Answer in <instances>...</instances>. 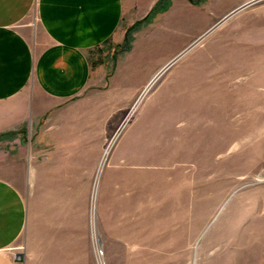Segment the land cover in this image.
Here are the masks:
<instances>
[{
  "label": "rangeland",
  "instance_id": "1",
  "mask_svg": "<svg viewBox=\"0 0 264 264\" xmlns=\"http://www.w3.org/2000/svg\"><path fill=\"white\" fill-rule=\"evenodd\" d=\"M189 1L172 5L168 21L129 26L125 42L112 44L98 61L104 71L90 92L102 103L105 124L96 130V179L80 183L79 225L99 228L98 178L118 159L130 178L136 174L143 214L151 207L147 195H158L159 213L153 220L138 217L135 227H117L126 244L107 243L104 250L93 240L95 264L97 248L102 264H264V79L252 77L264 69V21H225L162 75L134 110L154 77L213 27L226 5ZM22 136L0 135V174L10 163L5 176L24 195L32 226H55L47 183H23L17 172Z\"/></svg>",
  "mask_w": 264,
  "mask_h": 264
},
{
  "label": "crops",
  "instance_id": "2",
  "mask_svg": "<svg viewBox=\"0 0 264 264\" xmlns=\"http://www.w3.org/2000/svg\"><path fill=\"white\" fill-rule=\"evenodd\" d=\"M224 1L215 24L251 0ZM177 2L190 1L0 0V135L21 132L26 145L17 172L23 183H47L56 205L55 226H32L24 195L5 176L12 169L10 163L4 167L7 171L0 174V264H95L93 240L104 250L107 243L121 246L127 238L116 234L117 227L122 223L135 227L138 217L153 220L158 216V195H147L151 207L143 214L144 192L136 174L128 176L121 159L106 164L98 178L97 231L79 225L76 205L80 183L96 179L100 153L95 148L96 130L98 124H105L102 103L90 92L96 76L104 71L98 61L106 58L112 44L125 42V29L136 22L172 19L171 9ZM261 14L264 0L231 17L264 21L258 18ZM252 77L261 83L264 69ZM104 129H99L100 147ZM83 190L84 201L88 184ZM21 237L22 244L15 246Z\"/></svg>",
  "mask_w": 264,
  "mask_h": 264
},
{
  "label": "water",
  "instance_id": "3",
  "mask_svg": "<svg viewBox=\"0 0 264 264\" xmlns=\"http://www.w3.org/2000/svg\"><path fill=\"white\" fill-rule=\"evenodd\" d=\"M260 0H251L241 7L239 9H236L229 13L227 16H225L223 19L218 21L213 27H211L208 31H206L202 36H200L197 40H195L190 46H188L184 51H182L178 56H176L172 61H170L152 80L153 85L164 75L183 55H185L187 52H189L192 48H194L196 45H198L205 37H207L211 32H213L216 28H218L220 25H222L229 17L234 15L235 13L239 12L240 10L258 2Z\"/></svg>",
  "mask_w": 264,
  "mask_h": 264
},
{
  "label": "bare ground",
  "instance_id": "4",
  "mask_svg": "<svg viewBox=\"0 0 264 264\" xmlns=\"http://www.w3.org/2000/svg\"><path fill=\"white\" fill-rule=\"evenodd\" d=\"M152 87H153V81H151L150 85L147 87V89L144 91V93L141 95V97L137 101L134 110H136L137 107L140 105V103L144 101L143 99L146 97V94H147L149 88H152ZM111 150H112V146L108 147V149L105 151V154H104V156L101 160V163H100V170L104 167L105 162L108 160V157H109V154L111 153Z\"/></svg>",
  "mask_w": 264,
  "mask_h": 264
},
{
  "label": "built area",
  "instance_id": "5",
  "mask_svg": "<svg viewBox=\"0 0 264 264\" xmlns=\"http://www.w3.org/2000/svg\"><path fill=\"white\" fill-rule=\"evenodd\" d=\"M97 258H98V262L100 264H102V260H103V251H101L100 249L97 248Z\"/></svg>",
  "mask_w": 264,
  "mask_h": 264
}]
</instances>
